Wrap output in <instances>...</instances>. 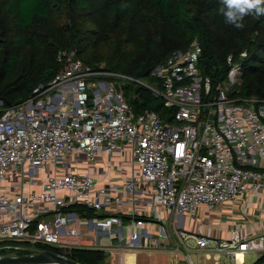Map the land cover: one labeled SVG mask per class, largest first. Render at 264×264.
I'll return each instance as SVG.
<instances>
[{
    "label": "built area",
    "instance_id": "2783aa9c",
    "mask_svg": "<svg viewBox=\"0 0 264 264\" xmlns=\"http://www.w3.org/2000/svg\"><path fill=\"white\" fill-rule=\"evenodd\" d=\"M201 51L197 40L174 50L151 71V82L93 67L73 49L58 51L61 70L0 115V250L20 255L47 245L64 255L103 251L113 234L122 238L118 213L83 217L76 210L122 204L118 183L96 187L92 176L98 158L109 161L115 152L131 158L123 189L133 200L144 187L154 216L193 217L201 207L211 211L248 193L264 196V99L227 95L240 73L231 55L213 91L199 71ZM128 85L160 97L169 118L148 108L135 112L124 93ZM143 217L133 213L127 247L152 237L135 230ZM176 236L174 248L186 264H196L189 250L226 254L229 264H242L237 254L264 252V230H235L219 241L207 232L177 230Z\"/></svg>",
    "mask_w": 264,
    "mask_h": 264
},
{
    "label": "trees",
    "instance_id": "16d2710c",
    "mask_svg": "<svg viewBox=\"0 0 264 264\" xmlns=\"http://www.w3.org/2000/svg\"><path fill=\"white\" fill-rule=\"evenodd\" d=\"M220 7V0H0V115L61 70L60 50H75L93 67L150 80L157 65L193 40L202 48L199 71L213 91L231 55L240 73L227 95L264 99V15L246 16L237 29L225 23ZM124 93L135 112L148 108L169 118L171 109L149 90L128 85ZM35 249L61 253L47 245ZM64 255L80 264H109L102 250L71 249ZM252 264H264V252Z\"/></svg>",
    "mask_w": 264,
    "mask_h": 264
},
{
    "label": "crops",
    "instance_id": "0c3cea01",
    "mask_svg": "<svg viewBox=\"0 0 264 264\" xmlns=\"http://www.w3.org/2000/svg\"><path fill=\"white\" fill-rule=\"evenodd\" d=\"M130 159L128 152H115L109 161L106 156L99 157L95 167L92 168V176L96 187H109L111 182L118 183L115 191L116 194L122 196L123 201L120 206L113 204L111 207L101 209L98 212L87 210L90 213L87 211L80 212L81 208H76L80 216L83 217L105 216L113 213H118L121 216L122 219L118 225L120 228L117 225L116 228L120 230L122 238H119L116 233L113 234L110 245L107 244L103 248L109 264H138V259L141 256H151L157 252L182 254V251H176L174 248L179 243L177 236H175L177 230L207 232L214 241L227 239L235 230L240 231V233H257L264 230V196L258 193L245 194L241 201L222 203L211 211L201 207L193 217L177 216L174 218L171 215H165L163 212L159 216L150 214L148 211V207H150L149 198L145 195L146 189L138 186V191L134 193V199L132 200L121 185L130 174L128 164ZM121 165L122 168L120 169L119 166ZM33 189L37 190L38 186H33ZM133 213H140V215L145 216L143 217V225L135 227V230L152 234L151 238L148 237V244H146L147 239L145 237L141 238L138 242L141 245L140 248L127 247L130 232L129 223ZM147 213L151 216L147 217ZM163 225L166 227L165 230L162 227ZM164 235L167 237L164 238ZM172 237H175L178 243L174 244ZM156 241H158V245H156ZM103 242L107 243V240ZM208 253L210 256L206 257L203 252L205 259L213 258V264L219 263V254Z\"/></svg>",
    "mask_w": 264,
    "mask_h": 264
},
{
    "label": "rangeland",
    "instance_id": "374dc122",
    "mask_svg": "<svg viewBox=\"0 0 264 264\" xmlns=\"http://www.w3.org/2000/svg\"><path fill=\"white\" fill-rule=\"evenodd\" d=\"M29 1H32V0H29ZM140 79L151 82V79L150 80H148L147 78H140ZM162 227L165 230L166 227L164 225ZM172 241L174 242V244L177 243V239L175 237L174 238L172 237ZM190 253L196 264H213L214 263L213 258L205 259L203 252L190 251ZM0 255H11V254L0 250ZM257 256L258 254L256 252L244 253L242 255V264H252L256 260ZM218 261L220 264H229V256L226 254H221ZM177 263L186 264L182 254L176 255V254H170L167 252H157V253H153L151 256H141L140 259H138V264H177Z\"/></svg>",
    "mask_w": 264,
    "mask_h": 264
},
{
    "label": "clouds",
    "instance_id": "9594fccd",
    "mask_svg": "<svg viewBox=\"0 0 264 264\" xmlns=\"http://www.w3.org/2000/svg\"><path fill=\"white\" fill-rule=\"evenodd\" d=\"M220 4L218 12L224 17L225 23L237 29L243 28V20L246 16L264 15V0H220Z\"/></svg>",
    "mask_w": 264,
    "mask_h": 264
},
{
    "label": "water",
    "instance_id": "95a60500",
    "mask_svg": "<svg viewBox=\"0 0 264 264\" xmlns=\"http://www.w3.org/2000/svg\"><path fill=\"white\" fill-rule=\"evenodd\" d=\"M0 264H80L63 254L48 249L20 255H0Z\"/></svg>",
    "mask_w": 264,
    "mask_h": 264
},
{
    "label": "bare ground",
    "instance_id": "6f19581e",
    "mask_svg": "<svg viewBox=\"0 0 264 264\" xmlns=\"http://www.w3.org/2000/svg\"><path fill=\"white\" fill-rule=\"evenodd\" d=\"M238 255H241V254H237V256H238Z\"/></svg>",
    "mask_w": 264,
    "mask_h": 264
}]
</instances>
